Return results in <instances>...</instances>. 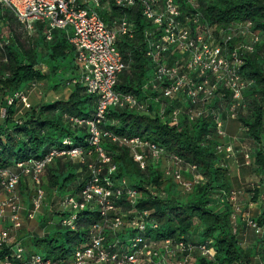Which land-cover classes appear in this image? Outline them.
Listing matches in <instances>:
<instances>
[{
    "label": "trees",
    "instance_id": "obj_1",
    "mask_svg": "<svg viewBox=\"0 0 264 264\" xmlns=\"http://www.w3.org/2000/svg\"><path fill=\"white\" fill-rule=\"evenodd\" d=\"M191 1L204 23L214 30L250 23L253 32L259 35L254 52L241 67L242 77L253 84L243 93L246 110L244 114H238L237 122L257 148L253 165L260 176V184L264 185V0ZM176 2L188 10L189 6L183 0ZM99 15L106 24L122 15L133 24L134 38L121 37L116 41V49L127 68L118 76L114 90L147 103L149 111L139 113L111 108L101 125L102 130L117 138H136L154 145L165 156H175L185 166H194L201 178L191 192L181 194L174 184L163 179L156 166L150 164L140 170L127 148L104 142L103 149L115 168L108 177L113 188L124 180L139 193L133 208L124 200L117 205L128 215V220L142 213L148 215L143 218L144 231L140 236L150 243L165 240L193 246L207 243L213 252L212 259L196 257L193 264H252L254 253L241 249L233 233L232 209L228 203L231 182L222 165L223 156L216 150L220 141L215 135L212 119L189 123L183 117L178 124H173L169 118L170 109L159 115L163 101L159 104L149 102V97L155 95L142 90L152 69L145 58L143 43V33L150 30L151 25L141 18L137 8L120 11L110 5ZM14 24L24 34L13 16L0 7V110L5 112L0 118V170L12 169L20 162L42 159L49 152L60 150L64 140H69L72 148L87 150L85 127L73 121L91 119L96 103V97L86 94L79 84L71 85L76 79L77 67L65 33L53 32L51 40L46 41L42 27L37 26L34 34L21 42V37L11 28ZM42 82L53 91L67 88L68 97L29 106L20 114L19 103L7 105L6 100L15 93L25 92L30 84ZM84 174L85 168L80 164L56 159L42 177V189L48 197L55 194L60 199L76 197L85 181ZM25 181L26 178L19 181L17 192L22 201L29 202ZM54 216L51 219L38 217L36 223L41 227V237L32 236L24 229L18 232L16 241L26 252L52 261L67 259L72 252L87 245L88 230L100 223L98 209L91 206L75 214L73 229L61 225L68 213ZM254 223L260 227L262 217ZM132 232V229H125L118 236L119 241L125 243ZM193 233L197 235L195 242L189 239ZM7 253L6 248L1 249L0 260Z\"/></svg>",
    "mask_w": 264,
    "mask_h": 264
},
{
    "label": "built area",
    "instance_id": "obj_2",
    "mask_svg": "<svg viewBox=\"0 0 264 264\" xmlns=\"http://www.w3.org/2000/svg\"><path fill=\"white\" fill-rule=\"evenodd\" d=\"M183 1L189 6L188 10L181 8L176 0H0V7L13 16L27 36L33 35L37 26L42 27L46 41L51 40L53 32L65 33L73 48L79 74L71 85L77 83L86 94L96 97L92 118L73 121L85 127L87 150L72 148L71 142L64 140L60 150L51 151L42 159L0 170V194L3 196L0 250L6 248L8 251L0 264H193V253L197 258L212 259L213 252L207 243L197 246L169 240L150 243L140 236L144 231L143 218L148 215L142 213L128 220V215L117 205L124 200L133 208L139 193L124 180L113 188L108 177L115 168L103 149L104 142L127 148L140 170L149 166L147 162L167 161L169 167L164 169L163 177L169 178L183 194L191 192L201 181L194 166H185L175 156H165L154 145L136 138H117L102 130L101 125L111 108L149 112L147 103L114 90L118 76L127 68L116 49V41L121 37L133 39L135 31L125 15L112 19L109 24L101 19L99 13L111 5L120 11L137 8L141 18L151 25V29L143 33V43L145 58L152 69L142 90L155 95L149 97V102L159 104L163 101L159 115L170 109L169 118L173 124H178L183 117L189 123L211 118L220 141L217 152L226 156L232 154L231 148L221 142L226 138L224 122L237 121L238 114L246 110L243 93L253 83L242 77L241 67L260 38L250 23L214 30L204 23L191 0ZM34 85L30 84L26 91ZM26 91L15 93L6 100L7 105L17 102L22 110H27L30 105ZM4 114V110H0V118ZM56 159L80 164L86 175L76 197L61 198L62 212L69 214L61 225L73 229L75 214L90 206L98 209L100 223L88 230L84 248L75 250L67 259L52 261L26 252L15 235L22 225L20 211H25L27 220H33L40 210L45 198L42 177ZM249 161L245 156V165H249ZM182 169L189 171L190 181L182 180ZM22 178L30 180L34 188L27 209L21 206L17 192ZM233 198L230 196L229 200ZM231 220L234 223L233 212ZM247 226L256 235L262 233L254 221H247ZM152 227H155L153 223ZM125 229L133 232L121 243L118 236Z\"/></svg>",
    "mask_w": 264,
    "mask_h": 264
},
{
    "label": "crops",
    "instance_id": "obj_3",
    "mask_svg": "<svg viewBox=\"0 0 264 264\" xmlns=\"http://www.w3.org/2000/svg\"><path fill=\"white\" fill-rule=\"evenodd\" d=\"M56 100H58L57 96L54 97V100L46 101ZM224 130L226 138L221 142L231 144L233 147V154L230 156L221 154L223 156V168L227 171L231 182V196H234L233 200L228 202L235 215V221L232 223L233 233L241 249L250 250L254 253L252 264H264V185L260 184V176L253 165L257 148L245 135V129H242L237 121L225 120ZM246 151L248 154L245 153ZM245 156L250 159L249 165L244 163ZM2 200L3 196L0 194V202ZM260 217L263 219L260 226L262 233L256 235L252 229L248 228L247 221L256 222ZM189 239L195 242L197 235L191 234ZM191 257L195 261L196 254H191Z\"/></svg>",
    "mask_w": 264,
    "mask_h": 264
},
{
    "label": "rangeland",
    "instance_id": "obj_4",
    "mask_svg": "<svg viewBox=\"0 0 264 264\" xmlns=\"http://www.w3.org/2000/svg\"><path fill=\"white\" fill-rule=\"evenodd\" d=\"M11 28L13 29V31L15 33H17L21 37V42L25 41L28 37H31V36H27L26 34L19 32L18 29L16 28L15 24L12 25ZM74 78L78 79L79 74L77 73V75ZM68 94H69V91L67 88H64V89L60 88L57 91H53V90H50V88H48V85L46 83H43V82L35 84L33 88H29V90L26 91V97L28 99V103L30 106L39 104L41 101H42L41 103H44V102H48L46 100H54L55 96H57V99L61 101V100L66 99ZM58 100H56V101H58ZM18 110L20 111V113H22L24 111V110H22L21 107H18ZM224 145L229 146L231 148L232 154H233V147L231 146V144H227L226 142H224ZM245 153L248 154V151H246ZM166 162L167 161L162 160L159 162H153L152 164L154 166H156L157 169H159L161 174H163L164 169L166 170L169 167V163H166ZM147 165H150V163L147 162ZM85 177H86V175L84 176V178ZM181 177H182V180H184V181H190L191 180V174L189 173L188 170L182 169ZM163 179L165 181H169L170 183L174 184L169 178L164 177ZM25 182H26V186H27L26 194H29V197L31 199L33 197V194H34L33 193L34 188H33L30 180L26 179ZM175 187H176V185H175ZM177 191L179 193H181V191L178 188H177ZM44 193H45V191H44ZM181 194H183V193H181ZM19 198H20L21 206L25 209L29 208L30 201L29 202L22 201L20 195H19ZM62 209L63 208L61 206V199L56 197V194H55V196L48 197V196H46V193H45V198L41 204V208L35 214L33 220H27V218L25 217V211H22V212L20 211L19 215H20V219L22 220V225H21V229L19 231L24 229V231H27L32 236L41 237L43 235V233H42L41 227L39 226V223H36V222H38L39 218H41V217L50 218V219H51V217L54 218L55 217L54 215H56V213H61L63 211ZM23 226H24V228H22ZM19 231H17V233L15 235V239H16ZM194 234L195 233H193V235Z\"/></svg>",
    "mask_w": 264,
    "mask_h": 264
}]
</instances>
